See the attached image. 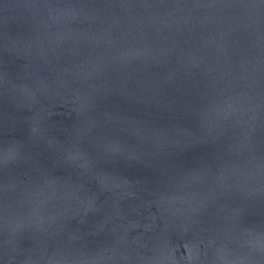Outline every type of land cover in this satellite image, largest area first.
<instances>
[{
	"label": "water",
	"instance_id": "1",
	"mask_svg": "<svg viewBox=\"0 0 264 264\" xmlns=\"http://www.w3.org/2000/svg\"><path fill=\"white\" fill-rule=\"evenodd\" d=\"M0 264H264V0H0Z\"/></svg>",
	"mask_w": 264,
	"mask_h": 264
}]
</instances>
